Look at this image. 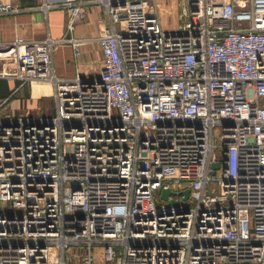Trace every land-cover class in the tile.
I'll return each mask as SVG.
<instances>
[{"label":"built area","instance_id":"built-area-1","mask_svg":"<svg viewBox=\"0 0 264 264\" xmlns=\"http://www.w3.org/2000/svg\"><path fill=\"white\" fill-rule=\"evenodd\" d=\"M91 3L97 76L55 72L81 38L0 41V75L56 102L0 114V264H264V0H181L173 29L157 0L40 7L72 32Z\"/></svg>","mask_w":264,"mask_h":264},{"label":"crops","instance_id":"crops-1","mask_svg":"<svg viewBox=\"0 0 264 264\" xmlns=\"http://www.w3.org/2000/svg\"><path fill=\"white\" fill-rule=\"evenodd\" d=\"M18 4V12L0 14V41L19 37L22 39H40L48 33L54 38L72 35L81 38L79 52L74 53L73 46L67 41H59L52 51V61L57 76L64 81L72 80L77 73L84 77L98 75L103 55L101 43L97 36L106 22V14L101 4L91 3L86 6L84 15L77 21L72 32L66 29L65 9L51 5L46 9L40 7L44 1L60 0H0ZM50 83L21 82L12 77L0 75V99L9 96L8 101L0 108V114L8 110L24 113L30 117L52 115L56 102ZM52 99L51 105L41 103V99Z\"/></svg>","mask_w":264,"mask_h":264},{"label":"rangeland","instance_id":"rangeland-1","mask_svg":"<svg viewBox=\"0 0 264 264\" xmlns=\"http://www.w3.org/2000/svg\"><path fill=\"white\" fill-rule=\"evenodd\" d=\"M159 14L161 15L164 26L166 29H173L177 26L178 16L177 12L179 6L181 7V0H157ZM52 99L48 96V98L41 99V103L45 102L48 105H51ZM10 201L7 202L10 211Z\"/></svg>","mask_w":264,"mask_h":264},{"label":"water","instance_id":"water-1","mask_svg":"<svg viewBox=\"0 0 264 264\" xmlns=\"http://www.w3.org/2000/svg\"><path fill=\"white\" fill-rule=\"evenodd\" d=\"M79 75H81L80 72H79ZM212 166H213L214 168L217 167V166H218V162H214V163L212 164ZM211 172L213 173V172H214V169H212ZM170 191H171V190H170L169 188H162V190H161V194H160L161 197H163V198H167V194H168ZM188 192H189V188L186 187V188L184 189L185 197H187ZM168 201H169V202H174V201H177V200H176V199H169Z\"/></svg>","mask_w":264,"mask_h":264}]
</instances>
